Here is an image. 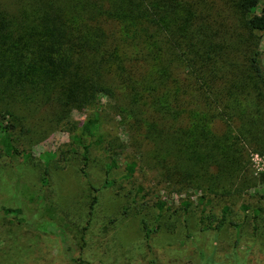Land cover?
Masks as SVG:
<instances>
[{
	"label": "rangeland",
	"instance_id": "374dc122",
	"mask_svg": "<svg viewBox=\"0 0 264 264\" xmlns=\"http://www.w3.org/2000/svg\"><path fill=\"white\" fill-rule=\"evenodd\" d=\"M242 5L246 9V2ZM258 6L250 19L260 15L264 0ZM14 34L26 36L20 28ZM255 35L248 52L258 53L259 76L243 59L253 75L252 93V82L264 85V33ZM40 72L36 75L45 77ZM105 74L116 85L114 75ZM112 91L99 101L97 136L84 137L82 144L74 137L92 116L93 104L74 102L46 86L32 100L0 104V155L7 127L14 143L31 155L0 159V206L23 207L31 223L0 214V264H264V112L252 110L235 123L234 109L250 105L247 92L231 90L238 100L234 116L222 107L227 125L215 121L213 137L202 136L206 144L226 137L232 150L241 152L230 162L218 151L196 162L161 127L129 115L133 107ZM83 147H88L87 179L81 173ZM51 154L49 162L39 158ZM111 159L117 168L107 179ZM128 162L136 163L131 177L124 171ZM41 221L54 226L34 229Z\"/></svg>",
	"mask_w": 264,
	"mask_h": 264
},
{
	"label": "trees",
	"instance_id": "16d2710c",
	"mask_svg": "<svg viewBox=\"0 0 264 264\" xmlns=\"http://www.w3.org/2000/svg\"><path fill=\"white\" fill-rule=\"evenodd\" d=\"M260 1L0 0V104L32 100L44 86L74 102L93 104L92 116L74 137L82 144L84 137L97 136L99 101L103 95L112 96L115 88L133 107L129 115L143 116L154 128L161 127L192 160L198 162L205 155L212 159L218 151L230 162L234 153L241 151L232 150L228 138L206 144L202 136L204 140L213 137L211 125L215 121L227 125L222 107L234 116L233 105L238 100L231 90L239 94L246 91L245 103L250 104L245 110L234 109L235 123L241 124L240 117L252 110L264 112V85L260 89L252 82L253 93L250 91L253 75L244 63L259 76L258 53L250 55L248 47L255 33H264V9L250 19ZM14 28L26 36L17 37ZM236 54L242 59L240 63ZM39 70L45 77L36 75ZM104 74L114 75L116 85L107 82ZM1 150L0 159L9 162L31 157L14 143L9 127ZM83 150L81 173L87 179L88 147ZM53 156L39 158L49 162ZM115 168L117 163L111 159L105 169L107 179ZM135 170V162L124 166L128 177ZM136 192L142 193L143 188L137 186ZM155 205L163 209L165 203ZM227 211L223 208L224 214ZM252 212L257 218L260 209ZM0 214L19 224H31L23 207L0 206ZM33 226L46 232L54 225L41 221Z\"/></svg>",
	"mask_w": 264,
	"mask_h": 264
}]
</instances>
